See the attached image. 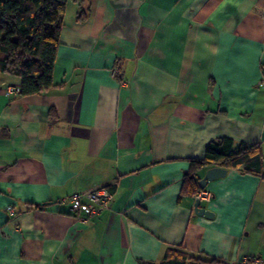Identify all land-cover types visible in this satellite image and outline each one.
<instances>
[{"label":"crops","instance_id":"1","mask_svg":"<svg viewBox=\"0 0 264 264\" xmlns=\"http://www.w3.org/2000/svg\"><path fill=\"white\" fill-rule=\"evenodd\" d=\"M263 7L69 0L53 86L8 95L20 79L0 75V264L264 259ZM222 137L256 145L261 171L227 168L198 215L186 175ZM99 187L112 207L86 223L57 204Z\"/></svg>","mask_w":264,"mask_h":264},{"label":"trees","instance_id":"2","mask_svg":"<svg viewBox=\"0 0 264 264\" xmlns=\"http://www.w3.org/2000/svg\"><path fill=\"white\" fill-rule=\"evenodd\" d=\"M69 0H0V75L20 79L16 87L22 95L47 91L53 86V70L60 44V32ZM257 153L254 154L253 152ZM221 166L260 172L261 154L256 145L241 144L222 137L211 141L202 158L191 160L186 181H192L195 194L200 191L194 174L205 168ZM183 251L168 253L160 264H220Z\"/></svg>","mask_w":264,"mask_h":264},{"label":"built area","instance_id":"3","mask_svg":"<svg viewBox=\"0 0 264 264\" xmlns=\"http://www.w3.org/2000/svg\"><path fill=\"white\" fill-rule=\"evenodd\" d=\"M264 15V7L261 9ZM115 74V71L114 73ZM261 85H264V76L261 78ZM16 87L9 86L7 94L16 93ZM201 204L211 201L212 194L206 189H201L195 195ZM114 201V192L107 187H99L86 192H75L63 197L57 204L65 206L67 213L75 220L86 223L87 221L100 216L104 211L111 209ZM8 213L15 216L12 206L7 207ZM239 264H264L260 257H245Z\"/></svg>","mask_w":264,"mask_h":264},{"label":"water","instance_id":"4","mask_svg":"<svg viewBox=\"0 0 264 264\" xmlns=\"http://www.w3.org/2000/svg\"><path fill=\"white\" fill-rule=\"evenodd\" d=\"M228 169L221 167V166H213L209 167L206 170L205 175L199 179L198 184L200 189L207 188L209 182L223 178L227 175ZM194 211L198 215L206 216V217H212L214 214L211 210H208L207 208L201 206V202L199 199H196L194 203Z\"/></svg>","mask_w":264,"mask_h":264},{"label":"clouds","instance_id":"5","mask_svg":"<svg viewBox=\"0 0 264 264\" xmlns=\"http://www.w3.org/2000/svg\"><path fill=\"white\" fill-rule=\"evenodd\" d=\"M206 189V188H205Z\"/></svg>","mask_w":264,"mask_h":264}]
</instances>
